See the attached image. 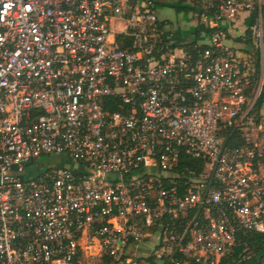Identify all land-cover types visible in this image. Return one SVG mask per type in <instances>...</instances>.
I'll use <instances>...</instances> for the list:
<instances>
[{"label":"built area","instance_id":"built-area-1","mask_svg":"<svg viewBox=\"0 0 264 264\" xmlns=\"http://www.w3.org/2000/svg\"><path fill=\"white\" fill-rule=\"evenodd\" d=\"M263 83L264 0H0V264H227L264 233Z\"/></svg>","mask_w":264,"mask_h":264},{"label":"trees","instance_id":"trees-1","mask_svg":"<svg viewBox=\"0 0 264 264\" xmlns=\"http://www.w3.org/2000/svg\"><path fill=\"white\" fill-rule=\"evenodd\" d=\"M258 62V61H257ZM258 65V63H257ZM259 69H257L258 71ZM264 101V83L262 92L257 101V109L262 106ZM264 253V233L254 231H241L239 240L234 251L225 260L227 264H261ZM245 257V258H244ZM177 259L182 256L176 255ZM144 264H173L172 261H158L155 257L143 258ZM116 264V263H115Z\"/></svg>","mask_w":264,"mask_h":264},{"label":"rangeland","instance_id":"rangeland-1","mask_svg":"<svg viewBox=\"0 0 264 264\" xmlns=\"http://www.w3.org/2000/svg\"><path fill=\"white\" fill-rule=\"evenodd\" d=\"M159 8V14L161 17H167L169 19H176V22H182L184 23V21L189 22L191 21L190 18V10L187 7L184 6H180L177 5L176 7H164V5H160L158 6ZM177 10H176V9ZM256 56V55H255ZM258 74H260V70L258 72ZM263 107H264V101L262 103ZM53 159H56V156H52ZM49 156L44 157L43 160H48ZM68 165L70 163H67ZM48 166V165H46ZM152 242V241H151ZM149 242V243H151ZM150 255V252L147 253L144 257L147 258ZM143 262V259L141 260ZM124 264L123 262H120L118 260H112V259H108V258H100L98 256H86L81 263L79 264Z\"/></svg>","mask_w":264,"mask_h":264},{"label":"crops","instance_id":"crops-1","mask_svg":"<svg viewBox=\"0 0 264 264\" xmlns=\"http://www.w3.org/2000/svg\"><path fill=\"white\" fill-rule=\"evenodd\" d=\"M151 246H152V244H149V243H143V244L141 245V247H140L139 255H140L141 257H144V256L148 253V251H149V249L151 248Z\"/></svg>","mask_w":264,"mask_h":264}]
</instances>
